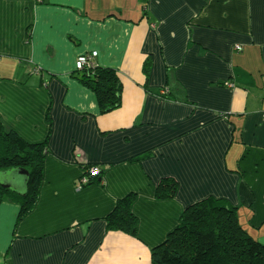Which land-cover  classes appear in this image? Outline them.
<instances>
[{
  "label": "crops",
  "instance_id": "crops-1",
  "mask_svg": "<svg viewBox=\"0 0 264 264\" xmlns=\"http://www.w3.org/2000/svg\"><path fill=\"white\" fill-rule=\"evenodd\" d=\"M92 52L123 84L106 116L73 77ZM0 117L49 150L32 212L0 208V264H151L208 198L264 245V0H0ZM164 178L173 200L156 198ZM131 194L135 238L106 222Z\"/></svg>",
  "mask_w": 264,
  "mask_h": 264
},
{
  "label": "trees",
  "instance_id": "trees-1",
  "mask_svg": "<svg viewBox=\"0 0 264 264\" xmlns=\"http://www.w3.org/2000/svg\"><path fill=\"white\" fill-rule=\"evenodd\" d=\"M152 63L149 57L143 65L146 83L150 81ZM73 77L94 93L102 116L122 107L123 84L116 70L102 68L94 63L93 67H85L74 73ZM47 121L52 125L49 112ZM48 151L47 141L28 143L16 132L8 131L0 117V174L23 170L27 172V177H24L27 181L24 194L5 189L0 183V208L5 203L19 208L16 225L32 212L38 202ZM149 157L150 154H145L135 161L140 162ZM100 176L101 173L98 176L89 174L83 187L91 185ZM177 191V181L164 178L158 185L156 198L173 200ZM136 200L137 195L131 194L117 203L114 211L106 218L110 232L137 237L139 221L133 213ZM151 264H264V245L242 227L237 208L224 200L208 198L189 206L183 212L179 225L166 241L151 251Z\"/></svg>",
  "mask_w": 264,
  "mask_h": 264
},
{
  "label": "built area",
  "instance_id": "built-area-1",
  "mask_svg": "<svg viewBox=\"0 0 264 264\" xmlns=\"http://www.w3.org/2000/svg\"><path fill=\"white\" fill-rule=\"evenodd\" d=\"M97 57H98V52H92L90 55L80 56L75 63V70L81 71L85 67H93L94 59ZM35 72H39V70H36ZM90 174L92 176H98L100 174V169L95 167L93 170H91ZM86 181L87 180L84 179V182Z\"/></svg>",
  "mask_w": 264,
  "mask_h": 264
},
{
  "label": "rangeland",
  "instance_id": "rangeland-1",
  "mask_svg": "<svg viewBox=\"0 0 264 264\" xmlns=\"http://www.w3.org/2000/svg\"><path fill=\"white\" fill-rule=\"evenodd\" d=\"M119 75V73H118ZM0 180L2 182H13L17 185V191L21 192L26 188V179L19 174V171H11L9 173L0 174ZM2 182H0L2 184ZM87 182H83L85 184ZM81 184V185H82ZM81 187V186H80Z\"/></svg>",
  "mask_w": 264,
  "mask_h": 264
},
{
  "label": "water",
  "instance_id": "water-1",
  "mask_svg": "<svg viewBox=\"0 0 264 264\" xmlns=\"http://www.w3.org/2000/svg\"><path fill=\"white\" fill-rule=\"evenodd\" d=\"M19 174L21 176H23V177H27V172L24 171V170L23 171H19ZM0 182H2V181L0 180ZM26 183H27V181H26ZM2 186L5 189H11V190H14V191L19 190L18 187H17V185L15 183H13V182H2ZM25 192H26V188L23 191H21L20 193H23L24 194Z\"/></svg>",
  "mask_w": 264,
  "mask_h": 264
},
{
  "label": "clouds",
  "instance_id": "clouds-1",
  "mask_svg": "<svg viewBox=\"0 0 264 264\" xmlns=\"http://www.w3.org/2000/svg\"><path fill=\"white\" fill-rule=\"evenodd\" d=\"M77 71V70H76Z\"/></svg>",
  "mask_w": 264,
  "mask_h": 264
}]
</instances>
